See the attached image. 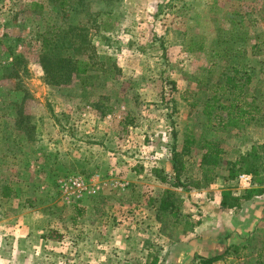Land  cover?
Listing matches in <instances>:
<instances>
[{"label": "rangeland", "instance_id": "374dc122", "mask_svg": "<svg viewBox=\"0 0 264 264\" xmlns=\"http://www.w3.org/2000/svg\"><path fill=\"white\" fill-rule=\"evenodd\" d=\"M59 1L0 0V134L5 146L18 139L20 167L29 166L28 171L23 168V176L33 177L32 165L40 159L36 153L44 149L45 165L57 164L65 153L72 158L94 157L89 165L62 163L46 171L57 206L74 207L94 195L66 203L58 181L70 177L96 188L107 179L110 197L122 196V189L158 194L162 188L150 180L149 172L166 169L171 147L180 150L189 135L216 141L224 150L222 165L209 174L201 193L210 185L236 197L264 189V174L246 190L236 187V176L224 181L226 163L264 144V0H69L65 11L58 8ZM50 26L85 30L93 48L80 56L90 62L86 76L63 85L44 80L39 36ZM242 65L251 78L243 92L247 123L241 119V128L226 129L213 117L217 114L224 124L226 111H213L209 120L203 111L213 95L226 106L233 102L232 93L219 89L232 75L231 67ZM41 137L45 139L41 147L22 141ZM81 137L93 144L80 152L73 140ZM200 157L196 146L185 157L188 186L202 179ZM5 166L11 169L10 163ZM193 190L198 191L178 190L184 198L183 213L189 202L203 197L197 194L192 199ZM241 203L221 222L226 226L222 236L229 237L226 245L244 249L224 255L216 264H264V195ZM37 219L32 217L35 223ZM161 228L169 239L185 235L181 226L168 221ZM35 231L40 243L36 264H54L45 252L50 248L48 239L56 241L59 230ZM112 232L116 240L127 235L125 230ZM98 250V264H107L101 257L109 254L110 246L99 245ZM199 252L197 256L207 255L208 248L201 243Z\"/></svg>", "mask_w": 264, "mask_h": 264}, {"label": "crops", "instance_id": "0c3cea01", "mask_svg": "<svg viewBox=\"0 0 264 264\" xmlns=\"http://www.w3.org/2000/svg\"><path fill=\"white\" fill-rule=\"evenodd\" d=\"M79 130L85 133L82 126ZM22 141H26L28 145L32 143L40 147L45 145V139L42 137L35 141L34 139ZM73 143L74 149L80 152L93 144L82 137L75 138ZM7 144L4 145V139L0 134V219L6 218H2L0 222L2 247L0 264H36L38 254L36 247H40V243L36 241L35 230L44 227L48 232L58 229L61 234L56 241L50 238L49 243L46 242L50 248L45 255H49L48 259L54 264H98L99 245L110 246L109 254L101 257L107 264H117L120 261V264H173L174 261L176 264H197L201 243L208 248L207 255L220 254L227 244L229 238L222 236L226 226L221 222L227 213L219 208L224 190L213 189L215 185H210V188L203 190L202 193L199 190L189 191L190 195H194L192 199L198 198L197 194L203 195L202 199H196L188 204L187 214L191 216L193 222L198 221V225L180 239H169L163 236L161 228L163 223L156 218L157 205L151 204V201L158 198L163 189L171 187L155 177L152 172L154 169L149 172V177L162 188L158 194L156 191H153L154 194L152 191L144 193L142 189L139 191L122 189V196L117 193L110 197L107 191L108 181L105 179V183H99L93 196L85 198L77 206L69 207L62 204L57 206L55 188L50 176H45L46 171L59 167L62 163L71 162L75 166L89 165L93 163L94 157L88 160L81 154H75L72 158L65 153L57 164L53 165L55 161L52 163L47 161L45 165L47 157L45 150L38 149L36 154L40 159L38 163L32 165L33 179L28 180L23 173L28 171L29 166L20 167L18 159V139L15 141L11 139ZM8 163L10 170L5 166ZM159 169L165 170L161 167ZM44 171L45 177H42ZM101 186L103 188L100 190ZM231 195L236 197L234 193ZM115 196L118 198L112 203ZM36 215L38 222L35 223L32 217ZM114 229L119 233L125 230L127 235L116 240L113 238ZM116 246L121 248L115 250Z\"/></svg>", "mask_w": 264, "mask_h": 264}, {"label": "trees", "instance_id": "16d2710c", "mask_svg": "<svg viewBox=\"0 0 264 264\" xmlns=\"http://www.w3.org/2000/svg\"><path fill=\"white\" fill-rule=\"evenodd\" d=\"M68 1H59L58 8L64 11L69 9L70 4L68 5ZM84 31L82 28L77 27H70L67 31H61L60 27L50 26L40 34L39 63L44 73V80L47 83L63 85L70 82L74 77L81 78L87 75L90 70V62L80 56L92 46ZM231 68L232 75L226 76L225 82L219 90H227L232 93L233 102L226 106L220 102L219 97L213 95L203 111V115L208 120L212 116L213 111L216 113L226 111L227 121L224 124L221 117L217 114L213 115L214 119L218 120V125L226 129L241 128L239 124L241 119L244 120L243 124L247 123L245 115L248 111L246 112L242 105L245 103L243 102V97H246L243 92L251 81L245 65ZM237 80H240L242 84L239 85ZM241 101L242 103L238 104ZM195 146L201 152L198 167L201 171L202 179L201 181H190L188 186L187 179L185 180V157L191 147ZM223 155L224 150L218 142L202 137L194 139L186 135L180 150H177L176 145H173L170 149L167 168L164 171L161 169L152 171L161 183L168 184L171 187V189H164L158 198L151 201V204L156 203L157 205V220L164 224L168 221L173 227L181 226L184 233L191 231L195 225H198V221L193 222L189 214L183 213L184 198L175 190L184 191L192 187L199 190L201 187L207 186L210 179L208 177L209 174L222 165ZM226 170L227 173L224 177L226 182L232 181L240 172L251 174L255 181H259L257 179L258 175L264 174V144L238 155L234 162L226 163ZM262 195H264L263 188L248 190L238 197H234L229 191L224 190L219 208L225 212L236 210L241 207V201ZM226 238L229 237L227 236ZM229 247L232 248L230 249ZM239 249H244V246L228 244L224 246L220 254L198 255L197 262L198 264H216L224 258V255L235 253Z\"/></svg>", "mask_w": 264, "mask_h": 264}, {"label": "built area", "instance_id": "2783aa9c", "mask_svg": "<svg viewBox=\"0 0 264 264\" xmlns=\"http://www.w3.org/2000/svg\"><path fill=\"white\" fill-rule=\"evenodd\" d=\"M254 178L251 174L240 173L235 178L236 187L241 190L250 189L253 186ZM58 187L66 203H74L84 195H92L96 192V187L88 185L79 177H70L58 181Z\"/></svg>", "mask_w": 264, "mask_h": 264}]
</instances>
